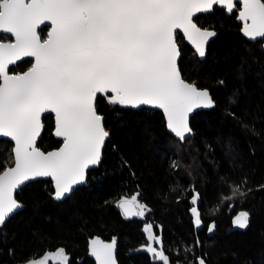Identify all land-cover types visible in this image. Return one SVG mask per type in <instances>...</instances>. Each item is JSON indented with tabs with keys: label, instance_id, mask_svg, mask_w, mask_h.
Instances as JSON below:
<instances>
[{
	"label": "trees",
	"instance_id": "obj_1",
	"mask_svg": "<svg viewBox=\"0 0 264 264\" xmlns=\"http://www.w3.org/2000/svg\"><path fill=\"white\" fill-rule=\"evenodd\" d=\"M198 17V26L217 36L200 59L180 34L179 67L187 82L209 91L216 107L197 111L190 119L193 135L180 143L166 127L162 110L121 108L98 94L97 109L110 132L100 164L88 171L85 185L63 200L52 198L50 178L16 193L24 208L0 227V264H26L61 248L69 264H95L88 257V241L94 236L118 241L119 264H160L139 250L146 244L142 229L149 222L173 261L196 264L200 256L206 264H264V46L242 35L235 10L230 15L215 7ZM32 63L27 58L10 73L22 74ZM231 99L236 102L229 103ZM42 123L38 147L44 152L59 148L54 116L45 114ZM12 146L0 143V171ZM244 178L246 196L222 198L231 196ZM193 187L200 193L202 224L197 229L190 211ZM137 193L151 211L143 219H126L117 204ZM241 211L250 214L249 226L236 230L233 219ZM187 247L192 252L185 253Z\"/></svg>",
	"mask_w": 264,
	"mask_h": 264
},
{
	"label": "snow or ice",
	"instance_id": "obj_2",
	"mask_svg": "<svg viewBox=\"0 0 264 264\" xmlns=\"http://www.w3.org/2000/svg\"><path fill=\"white\" fill-rule=\"evenodd\" d=\"M214 6L230 15L237 11L242 35L264 46V0H0V143L13 142L7 166L0 171V227L24 207L14 194L26 182L50 178L52 198L60 201L84 182L91 166L99 165L110 132L97 109L98 94L113 106L162 110L166 127L180 143L193 135L190 114L216 103L207 89L182 77L177 37L182 33L204 59L217 32L198 26L197 14L212 13ZM25 57L34 59L30 69L10 74L9 66ZM44 113H54V135L62 139L58 150L47 153L37 147ZM246 183L244 178L231 196L222 198L246 196ZM192 191L190 211L199 228L200 193L194 187ZM138 195L118 202L126 219H143L151 211ZM249 216L241 211L233 224L245 229ZM153 229L151 222L143 227L146 244L139 250L160 264H182L171 259L163 237ZM214 229L213 223L208 231ZM115 249V239H93L89 254L96 264H117ZM50 259L69 264L70 257L61 248L26 264H47ZM196 264H206L205 258L197 256Z\"/></svg>",
	"mask_w": 264,
	"mask_h": 264
},
{
	"label": "water",
	"instance_id": "obj_3",
	"mask_svg": "<svg viewBox=\"0 0 264 264\" xmlns=\"http://www.w3.org/2000/svg\"><path fill=\"white\" fill-rule=\"evenodd\" d=\"M214 7H218V6H214ZM201 14H204V13H201ZM197 15H200V14H197ZM195 18V17H194ZM239 20V19H238ZM240 21V20H239ZM241 22V21H240ZM47 23V22H46ZM242 23V22H241ZM50 26V25H49ZM243 26V25H242ZM44 27V25H42L41 26V28H43ZM40 29H38V31H39ZM50 30V29H49ZM179 31V30H178ZM181 35H183L182 33H180ZM185 38V41H186V43L187 44H189L192 48H193V46L187 41V38L186 37H184ZM212 39V38H211ZM210 39V40H211ZM13 40H14V38H13ZM209 40V41H210ZM180 48V47H179ZM194 49V48H193ZM27 58H29V57H25V58H23L22 60H20V61H17V63H19V62H22V61H24L25 59H27ZM31 59H33V58H31ZM180 59H181V57H180ZM180 59H179V61H178V63L180 62ZM34 60V59H33ZM16 63V64H17ZM13 65H10L9 66V72H10V68L12 67ZM28 71V70H27ZM11 74V73H10ZM23 74V73H22ZM182 74V73H181ZM183 77V76H182ZM142 107H147V108H150V109H156V108H152L151 106H141L140 108H142ZM138 109V108H137ZM158 110H160V109H158ZM200 110H204V109H196L192 114H190V117H189V123H190V119H191V117L197 112V111H200ZM45 114H48V113H44L43 115H42V117L45 115ZM50 114H52L53 116H54V118H55V115H54V113H50ZM42 117H41V120H42ZM169 130V129H168ZM42 133H43V129H42V131H41V135H40V137H38L37 138V147H38V144H39V140H40V138H41V136H42ZM174 135V134H173ZM58 138V137H57ZM58 139H60V140H62L61 138H58ZM108 140V139H107ZM107 140H106V142H107ZM10 141V140H9ZM11 142V141H10ZM105 142V143H106ZM13 143V142H12ZM61 146H62V144H61ZM60 146V147H61ZM59 147V148H60ZM39 148V147H38ZM59 148H57V149H54V150H58ZM104 148V147H103ZM40 149V148H39ZM41 150V149H40ZM54 150H52V151H54ZM42 151V150H41ZM102 152H103V149H102ZM45 153H47V152H45ZM101 160H102V155H101ZM101 162V161H100ZM100 164V163H99ZM98 165H96V166H91L88 170H87V172H86V176H85V180H84V182L83 183H81V184H78V185H76V186H74V189H73V191L70 193V194H68L67 195V197L69 196V195H71L72 193H74V191L76 190V188L77 187H79V186H83V185H85L86 184V180H87V174H88V171L90 170V169H92V168H95V167H97ZM42 179H48V178H37V179H35V180H32V181H29V182H26V184L25 185H23L22 187H21V189L23 188V187H25L27 184H29V183H31V182H35V181H38V180H42ZM20 190V189H19ZM18 190V191H19ZM17 191V192H18ZM16 192V193H17ZM16 193L14 194L15 195V197H16ZM66 197V198H67ZM198 206V205H197ZM24 208V207H23ZM23 208L21 209V210H23ZM120 209V208H119ZM21 210H19L18 212H20ZM121 210V209H120ZM17 212V213H18ZM122 212V211H121ZM15 215V214H14ZM14 215H12V216H14ZM11 216V217H12ZM10 217V218H11ZM9 218V219H10ZM134 218H137V217H132V218H130V219H134ZM8 219V220H9ZM7 220V221H8ZM6 221V222H7ZM234 228L236 229V230H244V229H240V228H238V227H236L235 225H234ZM197 229V228H196ZM246 229V228H245ZM212 233V232H211ZM210 232H209V234H211ZM93 239H99V240H101V241H103V242H105V243H111L113 240H106V239H104V238H102V237H100V236H94V237H92V238H90L89 239V241H88V257L92 260V261H94L95 262V264H96V261H95V259H94V257H92L89 253H90V242H91V240H93ZM115 241H116V249H115V257H116V262H117V264H119V261H118V258H117V248H118V241L115 239Z\"/></svg>",
	"mask_w": 264,
	"mask_h": 264
},
{
	"label": "rangeland",
	"instance_id": "obj_4",
	"mask_svg": "<svg viewBox=\"0 0 264 264\" xmlns=\"http://www.w3.org/2000/svg\"><path fill=\"white\" fill-rule=\"evenodd\" d=\"M43 39V38H42ZM56 252H54V253H48V254H55ZM43 258V257H42ZM41 259V258H40ZM47 264H55V261H53V260H49L48 262H47Z\"/></svg>",
	"mask_w": 264,
	"mask_h": 264
}]
</instances>
